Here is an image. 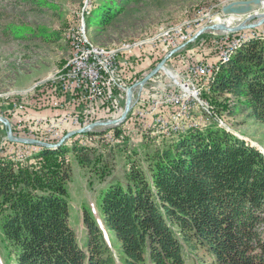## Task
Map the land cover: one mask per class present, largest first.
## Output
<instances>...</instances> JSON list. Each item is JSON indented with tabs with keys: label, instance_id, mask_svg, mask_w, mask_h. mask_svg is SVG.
<instances>
[{
	"label": "trees",
	"instance_id": "16d2710c",
	"mask_svg": "<svg viewBox=\"0 0 264 264\" xmlns=\"http://www.w3.org/2000/svg\"><path fill=\"white\" fill-rule=\"evenodd\" d=\"M134 1L100 0L88 27H111ZM218 67L203 95L215 112L235 100L264 124V40L247 41ZM177 136L146 155V169L130 163L125 185L100 194V223L85 210L86 246L70 224L65 157L92 169L94 149L37 147L24 161L0 151V217L14 264H264V154L216 124Z\"/></svg>",
	"mask_w": 264,
	"mask_h": 264
},
{
	"label": "rangeland",
	"instance_id": "374dc122",
	"mask_svg": "<svg viewBox=\"0 0 264 264\" xmlns=\"http://www.w3.org/2000/svg\"><path fill=\"white\" fill-rule=\"evenodd\" d=\"M99 1L0 0V117L11 123L15 133L22 137L42 135L44 138L47 130L45 124L51 122L56 126L58 137L54 143H57L68 132L81 129L76 122L90 125L118 119V115L106 112L100 104L92 106L72 104L70 98L69 104L63 103L64 106L59 109L52 106L53 100H64L54 86H58L60 77L67 76L69 63L73 59L74 42L82 34H86L90 46L99 53L104 50L113 55L134 52L141 49L146 41L167 35L174 30L184 28L186 34H192L195 29L198 30L199 19L207 21L214 19L217 17L219 5L224 3V0H135L127 5L124 14L118 17L111 27L104 29L88 27L86 18ZM13 29L22 30L20 32L23 35L18 37L13 33ZM41 30L53 35L50 41L32 36V31ZM179 34L180 32H177L173 38L177 40ZM214 37L206 35L204 39L193 42L170 58L165 70L173 73L177 82L175 83L165 70L160 71L144 85L135 114H131L133 113L131 111L124 123L113 127L98 126L88 133L67 140L69 146L78 143V146L94 149L95 155V165L92 169L82 168L73 154L65 157V162L71 168V177L67 185L70 195V224L82 246H86L88 242L83 223L85 210L100 223L98 206L100 194L105 192L112 182L126 184L125 176L130 163H140L146 169L145 158L148 153L168 148L179 137L166 136L162 133L163 128L156 125V119L160 116L164 124L173 122V112L168 107L162 108L160 104L156 110L155 107L169 91L181 90L180 85L191 79L190 66L215 65L219 62L216 40L220 36L218 34ZM239 39L238 37L236 41ZM253 39L263 40L264 36L248 37L234 48L229 58L221 55L220 62L224 64L229 62L244 43ZM165 45L162 43L161 50ZM156 52L145 47L144 50L135 53L138 57L132 59L130 80H143L166 57ZM218 71L217 66L209 77H206V85L214 82ZM197 83L200 81L197 80ZM138 91L140 90L134 92V98ZM205 92L207 86L202 90V96H205ZM202 100L208 103L210 107L208 111L195 107L192 112L193 121L202 124L182 128L178 133L201 127L204 130V127L216 124L264 153L263 123L253 119L246 112L243 113L235 100L224 101L227 110L223 109L220 113L215 112L214 106L205 97ZM125 101L126 98L122 102L123 109ZM221 102L223 101H219ZM15 105L17 109H21L16 115ZM234 108L238 109L230 114ZM38 120L43 124L34 128ZM89 133L90 135H87ZM6 134L7 128L0 123V137ZM36 150L37 146L22 149L20 156L15 154V159L24 161L26 157H32L33 151ZM99 174L104 177L101 178ZM0 264H14L3 235L1 217Z\"/></svg>",
	"mask_w": 264,
	"mask_h": 264
},
{
	"label": "built area",
	"instance_id": "2783aa9c",
	"mask_svg": "<svg viewBox=\"0 0 264 264\" xmlns=\"http://www.w3.org/2000/svg\"><path fill=\"white\" fill-rule=\"evenodd\" d=\"M246 1L253 0H224V4H220L218 7L219 10L216 14L217 17L211 19L210 21L204 20L203 18L199 19L198 21L200 22L198 23L197 27L198 30L196 31L195 29L193 31L194 33L192 32V34L188 35L186 34L184 28L180 29L179 31L174 30L171 33H167V35H161L160 37L146 41V43H143L141 49L139 50H144L145 47H148L149 50L157 51V54L159 53L168 56L173 50L178 49L186 43H189L194 35L204 27L224 24L228 28H235L247 22L251 16L264 13V0H261V7L248 14H223L222 8L224 6ZM257 22L258 20L248 23L256 24ZM177 32H180V36L178 35L179 38L175 40L173 37L177 34ZM204 34L212 37L219 34V41L216 40L219 49V62L215 65L198 64L190 66L189 76L191 79H189L187 83L180 85L181 90L179 89L175 92L169 91L162 98V101L158 103V106L155 107L156 110L160 104L162 105V108L166 109L168 107V109L173 112V122L171 123L167 122L164 124L161 116L156 119V125H160V127L165 129H162L163 132H161L166 134V136L178 135V131H180L182 128H189L202 124V122L193 121L192 112L194 111L195 107H200L207 111L210 108L208 103L202 100V90L205 86H209L206 85V77H209L211 72L217 68L220 63V56L228 52L230 46L236 43L238 36L245 34H264V24L256 28L245 29L234 33L217 30L208 31ZM162 43H165L166 45L165 48L161 50ZM135 53L136 52L129 51L115 55H99L98 53H95V51H91L89 46L85 45V42H83L82 39L78 56H73L74 71L72 75L60 77L58 86H54L55 90L57 92L59 91V94H62L61 96L64 98V100L55 99L53 100L54 102L52 103V106L57 107L56 109H59L60 107L64 106L63 103L67 102V104H69L68 98H70V103L72 104H84L88 106L100 104L105 108L106 112L111 113L114 116L118 115V118H120L124 110L122 107V102L126 98L128 88L139 82L136 80H130L131 63L133 62L132 59L134 57H138L135 56ZM176 54H174L171 58H173ZM136 62H139L137 58ZM197 80H199L200 83H197ZM136 90L138 89H135V91ZM140 94L141 93L138 91L137 95H135L134 106L132 109L133 113H131L133 115L135 114V108H137V105L140 104ZM20 110L21 109H17V106L15 105V115L19 114ZM42 124L43 122L38 120L35 123L34 128L37 126H42ZM75 124L78 125L79 128L89 125L80 124L79 122H76ZM45 125L47 126V130H45L46 133L44 138H42V135L40 137H22L20 134L15 133L14 131L13 134L16 138H22L26 140L33 139L47 143L56 141L55 139L58 137V134L55 124L46 122ZM34 146L36 145L11 142L8 139L7 134L0 139V151L2 154H18L20 156L22 149H28Z\"/></svg>",
	"mask_w": 264,
	"mask_h": 264
},
{
	"label": "water",
	"instance_id": "95a60500",
	"mask_svg": "<svg viewBox=\"0 0 264 264\" xmlns=\"http://www.w3.org/2000/svg\"><path fill=\"white\" fill-rule=\"evenodd\" d=\"M259 7H261V0H253V1L232 3L229 5H226L222 8V12L225 15H228V14L245 15V14H248V13L252 12L253 10L259 8ZM255 20H258V22L256 24H249L248 23V22H252ZM263 24H264V13L251 16L247 22H245V23H243L240 26L235 27V28H228L224 24H217V25H211V26H207V27L200 29L194 35V37L192 38V40L189 43H186V44L182 45L181 47H179L178 49H175L172 52H170V54L168 56H166L150 74H148L143 80L137 82L136 84H134L133 86L128 88L127 94H126L125 108H124L123 113L120 116V118L115 119V120H109L106 122H96V123L90 124L86 127H83L80 130L68 132L66 134V136H64L57 143H47V142H42V141L33 140V139L26 140V139H22V138H16L13 134L12 125L7 119L0 117V123L3 124L7 128V137L11 142H17V143H22V144H31V145L39 146L41 148L57 150V149L61 148L62 146H64L66 144L67 140L73 138L74 136L88 133L92 129H94L98 126H100V127L101 126L102 127H107V126L113 127V126H119L122 123H124L127 120L128 115L132 111L133 106H134L135 89H139L140 90L139 93H140L141 90L143 89L144 85L149 80H151L154 76H156L160 71L166 69V64H167L168 60L174 54H176L177 52H179L180 50H182L183 48L188 46L190 43L195 42L202 34L208 32V31H217V30L234 33V32H239V31H242L245 29L256 28V27L261 26Z\"/></svg>",
	"mask_w": 264,
	"mask_h": 264
},
{
	"label": "bare ground",
	"instance_id": "6f19581e",
	"mask_svg": "<svg viewBox=\"0 0 264 264\" xmlns=\"http://www.w3.org/2000/svg\"><path fill=\"white\" fill-rule=\"evenodd\" d=\"M85 35L82 34L79 39L75 40L73 56H78V53L80 52V43H81L82 39H83V42H85V45L89 46L91 51H95V53H98L99 55H113L111 52H106L105 50L102 53L97 52V50H95V48L90 46L91 43L88 41V38ZM256 35L264 36V34H245V35L238 36L240 38L239 41H236V43H234V45L230 46L228 52L226 54H224L223 56L225 58H229L236 46H238L241 43H243L248 37H252V36H256ZM69 67H70V69H69V72H68L67 76H71L73 71H74V60L73 59H71V62L69 63ZM165 71L167 72V75L171 79H173V81H175V83H176L177 82L176 76L173 73H171L170 71H168V70H165ZM37 147H39V146H37Z\"/></svg>",
	"mask_w": 264,
	"mask_h": 264
},
{
	"label": "crops",
	"instance_id": "0c3cea01",
	"mask_svg": "<svg viewBox=\"0 0 264 264\" xmlns=\"http://www.w3.org/2000/svg\"><path fill=\"white\" fill-rule=\"evenodd\" d=\"M137 51H138V50H135L134 52H137ZM145 75H146V74H145ZM145 75H144V76H145Z\"/></svg>",
	"mask_w": 264,
	"mask_h": 264
}]
</instances>
